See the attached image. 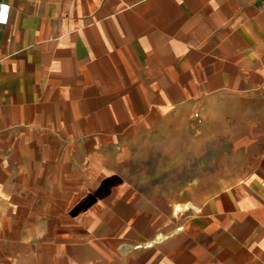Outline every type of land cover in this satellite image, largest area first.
Returning <instances> with one entry per match:
<instances>
[{"label":"crops","instance_id":"crops-1","mask_svg":"<svg viewBox=\"0 0 264 264\" xmlns=\"http://www.w3.org/2000/svg\"><path fill=\"white\" fill-rule=\"evenodd\" d=\"M235 95L251 170L131 183L137 132ZM0 264H264V0H0Z\"/></svg>","mask_w":264,"mask_h":264},{"label":"rangeland","instance_id":"rangeland-1","mask_svg":"<svg viewBox=\"0 0 264 264\" xmlns=\"http://www.w3.org/2000/svg\"><path fill=\"white\" fill-rule=\"evenodd\" d=\"M237 96L200 100L157 119L130 139L125 172L156 202L206 193L251 170L258 149L246 136ZM188 204V203H182Z\"/></svg>","mask_w":264,"mask_h":264}]
</instances>
